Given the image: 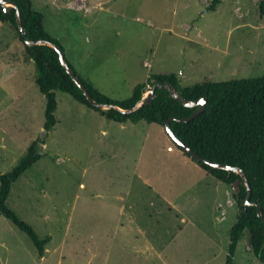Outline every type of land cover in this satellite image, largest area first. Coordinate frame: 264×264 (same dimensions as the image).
<instances>
[{
	"label": "rangeland",
	"instance_id": "rangeland-1",
	"mask_svg": "<svg viewBox=\"0 0 264 264\" xmlns=\"http://www.w3.org/2000/svg\"><path fill=\"white\" fill-rule=\"evenodd\" d=\"M213 1L31 4L76 75L122 102L137 84L146 85L144 97L154 75H173L181 88L264 76V0ZM2 64L11 66L3 74ZM35 78L17 32L0 23V175L43 141L42 157L12 184L6 205L49 238L39 258L0 215V264L225 263L241 180L225 185L207 175L170 149L157 124L108 121L65 93L55 92L56 123L46 131ZM246 240L233 264H264Z\"/></svg>",
	"mask_w": 264,
	"mask_h": 264
},
{
	"label": "trees",
	"instance_id": "trees-1",
	"mask_svg": "<svg viewBox=\"0 0 264 264\" xmlns=\"http://www.w3.org/2000/svg\"><path fill=\"white\" fill-rule=\"evenodd\" d=\"M4 1L12 3L14 7H8L9 13L5 15L4 7L0 6V23L12 25L24 46L26 59L35 65V84L45 98L44 130L50 131L56 123L55 92L68 94L77 103L98 112L108 121L120 124L146 122L164 127L169 118L183 119L196 109L183 106L181 101L170 96L168 90L159 88L162 84H170L178 95L187 101L201 98L206 100L205 109L198 117L188 123L171 121V130L181 142L201 157L243 170L251 191L250 202L259 205L261 215L264 217V76L227 82H207L181 88L173 75H154L147 81V85L154 87L152 103L132 113H124L121 110L131 109L140 101L146 91V85H135L129 99L116 102L76 75L96 103L111 104L120 109L98 110L89 104L81 89L63 69L54 49L47 45L29 47L24 43L17 29L16 11L19 12V19L28 41H46L54 44L64 55L63 48L44 30L43 14L32 8L31 0ZM214 4H217V0L213 1L211 7ZM64 59L66 60L65 56ZM69 66L75 73L72 66L70 64ZM39 144H43V141H34L17 165L9 173L0 175V215L30 239L37 249L39 258H42L44 246L49 242V238L39 239L33 229L20 221L6 205L12 184L42 157L38 149ZM192 161L209 176L225 185H232L241 180L239 174ZM246 194V186L241 180L236 194L239 213L229 232L224 264H233L237 246L244 236L246 238L248 236L247 246L251 254L256 260L264 263V222L257 216L256 206H248L245 211L243 210Z\"/></svg>",
	"mask_w": 264,
	"mask_h": 264
},
{
	"label": "water",
	"instance_id": "water-1",
	"mask_svg": "<svg viewBox=\"0 0 264 264\" xmlns=\"http://www.w3.org/2000/svg\"><path fill=\"white\" fill-rule=\"evenodd\" d=\"M8 5H11L12 7H14V5L12 3L4 1V0H2V3H0V6L4 7L5 15H7L9 13L8 12V7H7ZM15 18H16L17 29L21 33L24 43L27 46H29V47L35 46V45H47V46L51 47L52 49H54L57 52V54H58V58H59V61L61 63V66L63 67V69H65L66 73L71 77L73 82L81 89L83 95L85 96V98L87 99V101L89 102V104L92 107H94V108H96L98 110L119 109L115 105H111V104L105 105V104L96 103L92 99L90 94L87 92V90L84 88V86L82 85L80 79L73 72V70L71 69V67L67 63V61L64 59V55L62 54V52L60 51L58 46H56L54 44H51V43H48L46 41H28L27 37H26V32H25V30L23 29V27L21 25L18 11H16ZM159 88L168 90L170 96L173 99L181 101L183 106L190 107V108L196 107L194 112L191 115H189L188 117H186V118H183V119L169 118L165 122L164 127H163L164 131L167 134V136L169 137V139L171 140V142L174 144V146L177 149H179L183 154H186L190 159L196 161L197 163L205 164V165H207L209 167H212L214 169H218V170H222V171L233 172V173L239 174L241 176L242 182L246 186V191H247V194H246V197H245V201H244V205H243V210L245 211V209L248 206H256V208H257V216L264 222V217L261 215V210H260L259 205L250 202L251 191H250V188L247 186L246 175H245L243 170H241L238 167H233V166L226 165V164L215 163L213 161H210L208 159H205V158L201 157L200 155H198L197 153L192 151L189 147H187L183 142H181L179 140V138L171 130V127H170V122L171 121H176V122H180V123H188L190 120L198 117L205 109L206 100L204 98H201V99L195 100V101H187V100H185V98L180 97L178 95V92L170 84H162ZM153 99H154V87H151V88L148 89L146 95L144 97H142L140 99V101L134 107H132L131 109H128V110H121V111L124 112V113H132V112L136 111L137 109H139L140 107H142L144 105L151 104ZM247 242H248V236H247L246 243Z\"/></svg>",
	"mask_w": 264,
	"mask_h": 264
},
{
	"label": "crops",
	"instance_id": "crops-1",
	"mask_svg": "<svg viewBox=\"0 0 264 264\" xmlns=\"http://www.w3.org/2000/svg\"><path fill=\"white\" fill-rule=\"evenodd\" d=\"M28 60V59H27ZM30 61V60H29ZM19 62V61H18ZM20 63V66L22 65V62H19ZM3 65V70H2V74L4 73V71L5 70H7V68H10L11 66H7L6 64H2ZM6 77H5V75H2V79L4 80ZM162 131L164 132V130L162 129ZM164 134H165V132H164ZM165 136H166V134H165ZM170 149L171 150H178L176 147H172V146H170ZM178 151H180V150H178ZM181 152V151H180ZM181 154H183L182 152H181ZM184 155V154H183ZM185 156V155H184ZM190 159V158H189ZM191 160V159H190ZM192 161V160H191ZM196 164V163H195ZM208 175V174H207ZM219 182V181H218ZM221 183V182H220ZM223 184V183H222ZM226 205L227 206H232V203H231V201L229 200V199H227V201H226ZM221 208V206L219 205V209ZM223 214H224V212H221V219L223 218Z\"/></svg>",
	"mask_w": 264,
	"mask_h": 264
},
{
	"label": "snow or ice",
	"instance_id": "snow-or-ice-1",
	"mask_svg": "<svg viewBox=\"0 0 264 264\" xmlns=\"http://www.w3.org/2000/svg\"><path fill=\"white\" fill-rule=\"evenodd\" d=\"M0 3H2V0H0Z\"/></svg>",
	"mask_w": 264,
	"mask_h": 264
}]
</instances>
